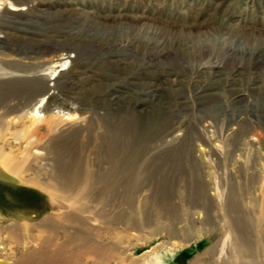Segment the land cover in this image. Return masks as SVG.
<instances>
[{
	"label": "rangeland",
	"instance_id": "374dc122",
	"mask_svg": "<svg viewBox=\"0 0 264 264\" xmlns=\"http://www.w3.org/2000/svg\"><path fill=\"white\" fill-rule=\"evenodd\" d=\"M11 3L0 74L42 71L52 91L0 90V264H264V0ZM142 108L161 119L108 194L105 147Z\"/></svg>",
	"mask_w": 264,
	"mask_h": 264
},
{
	"label": "bare ground",
	"instance_id": "6f19581e",
	"mask_svg": "<svg viewBox=\"0 0 264 264\" xmlns=\"http://www.w3.org/2000/svg\"><path fill=\"white\" fill-rule=\"evenodd\" d=\"M15 4H10L11 5V8H9V10H11V12H16V11H24V10H19L17 7V3H19V0H13ZM2 5V4H1ZM20 7V6H19ZM1 9V8H0ZM109 17V16H107ZM118 19H121L118 18ZM118 19H116L114 17V21H117ZM123 19V18H122ZM94 20V19H92ZM105 21L108 22V18H105ZM96 24V23H95ZM74 38V37H73ZM76 38V36H75ZM89 45V44H88ZM91 47H93L94 49L97 48V44H95L94 42L91 44ZM67 50V49H66ZM60 52V51H59ZM68 57L66 58H62L60 60H66V59H70L72 58V54H67ZM59 56V55H58ZM62 62V61H61ZM19 68V67H18ZM31 72V71H30ZM76 76V75H75ZM72 79V78H70ZM79 79V78H78ZM75 80V79H74ZM52 81V80H50ZM73 81V80H72ZM72 84V83H71ZM29 85H34L32 87V89H30V94L34 97H37V96H44V98H42L39 102V104H42L44 101H46V96L50 95V92L52 91V87L51 85H49L46 81V74H44L42 71L40 72H37L36 74H32V73H29V74H25V73H22V71H20L19 69H13L11 71H8V72H4L2 74H0V90H3V89H15L14 87L15 86H18V88H22V86H27V87H30ZM66 85V84H65ZM74 85V84H73ZM57 87V81H56V85ZM68 86V85H67ZM69 87V86H68ZM26 89V88H24ZM64 89V88H63ZM73 89V88H72ZM65 90V89H64ZM67 90V89H66ZM68 91V90H67ZM23 92V91H22ZM69 92V91H68ZM118 92V91H117ZM115 91H111L109 94L111 96H114V97H121V95H119V93H117ZM24 93V92H23ZM29 93V91H28ZM66 93V92H65ZM96 94L98 92H95ZM122 94V93H121ZM106 95V94H105ZM125 96V95H124ZM110 97V96H109ZM123 100V99H122ZM121 101V100H120ZM49 104V101L47 103V105ZM117 105V104H116ZM37 106V105H36ZM45 107V106H44ZM43 107V108H44ZM47 107V106H46ZM122 107V106H121ZM37 108L39 107H36L34 110H33V114L35 116H39V112L37 110ZM121 109V108H120ZM165 115V114H164ZM41 117V115H40ZM43 117V116H42ZM164 117V116H163ZM39 118V117H38ZM37 118V119H38ZM126 118V117H124ZM133 118V119H132ZM165 118H166V115H165ZM161 119V115H156L154 114L153 112L151 111H148L146 108H142L141 110L138 111V114L136 115H133L131 114L129 116V119L127 118V121H125L121 126L123 127V129L121 127H118V128H121L122 129V133H120L119 136H115V137H111L109 138L110 140L107 142V146L105 147L106 149V154L109 155V168H107V171L103 172V180L102 181H105V184L106 182L109 183L107 184L106 188H105V191L108 193V194H112V193H117L118 192V188L115 186L116 185V182L117 181H120L121 179H135V177L137 176V174L139 173L138 172V163H140V160H141V154H142V149H141V145L142 143L147 140V136L149 135V133L151 132V130L153 129V127H155L154 125L156 123H158V121ZM164 119V118H163ZM39 120V119H38ZM166 120V119H164ZM167 121V120H166ZM37 122V121H36ZM39 122V121H38ZM41 122V121H40ZM43 122V120H42ZM170 124V123H169ZM158 125V124H156ZM88 126H90L88 124ZM87 126V127H88ZM111 126V125H110ZM119 126V125H118ZM160 126V125H159ZM167 126V125H166ZM170 126V125H169ZM74 127V126H72ZM71 127V128H72ZM81 127V126H80ZM116 127V126H115ZM158 127V126H157ZM77 128V127H75ZM82 128V127H81ZM84 128V127H83ZM162 128V127H161ZM86 129V128H85ZM116 129V128H115ZM68 130V129H67ZM92 130V129H91ZM110 130V129H109ZM108 130V132H109ZM120 130V129H119ZM154 130V129H153ZM158 130V128H157ZM166 130V129H165ZM169 130V129H168ZM83 131V130H82ZM116 131V130H115ZM155 131V130H154ZM160 131V130H158ZM163 131V130H162ZM64 132V130H63ZM66 132V131H65ZM81 132V131H79ZM88 132V131H87ZM114 132V131H112ZM71 133V132H70ZM106 133V132H105ZM115 133V132H114ZM62 134V133H61ZM68 134V132H67ZM65 134V135H67ZM107 134V133H106ZM105 134V136H107ZM18 136H24V132H20L17 134ZM158 135V134H157ZM63 136V135H62ZM82 136V135H81ZM85 136V134H84ZM100 137V136H99ZM109 137V136H108ZM107 137V138H108ZM154 137V136H153ZM102 138H103V135H102ZM101 138V139H102ZM149 138V137H148ZM58 139V138H57ZM86 139H88L86 137ZM68 141L66 143H64L65 145H63L64 149H65V153H67L65 155V157L63 156V158L61 159H69V162L67 161L66 159V166H67V170L65 172H63L64 175H68L67 177L73 181L71 182V184L68 186L67 189H69L70 191H75V190H72L74 186V182L80 180V181H83V184L82 186L76 190V193H79V194H84V193H87L88 190H89V184L90 182H92V172L90 170H87L85 168H83V166H81L80 164V158L82 157H78L76 154L79 153V152H74V148L73 146L76 145V141H74V138H68L67 139ZM82 141H84L82 139ZM86 141V140H85ZM84 141V142H85ZM121 141V142H120ZM152 141V140H151ZM78 142V141H77ZM104 142V141H103ZM81 143V142H80ZM85 144V143H84ZM88 144V143H87ZM106 144V143H105ZM145 144V143H144ZM148 144V143H147ZM83 145V144H82ZM91 145V144H89ZM99 145V144H98ZM101 145V144H100ZM146 145V144H145ZM144 145V146H145ZM79 146V144H78ZM149 146V145H148ZM62 147V146H61ZM62 147V148H63ZM58 148V147H56ZM61 149V148H60ZM62 149V150H64ZM84 149V148H82ZM103 149V150H105ZM56 150V149H55ZM98 150H99V147H98ZM98 150L96 149V151L98 152ZM103 150H101L103 152ZM58 151V150H57ZM76 151V150H75ZM78 151V150H77ZM80 151V150H79ZM82 151V150H81ZM86 151V150H85ZM64 152V151H63ZM87 152V151H86ZM95 152V151H94ZM96 152V153H97ZM108 152V153H107ZM55 153V152H54ZM146 153V152H145ZM60 154V153H58ZM80 155L82 153H79ZM94 155V154H93ZM99 155V154H98ZM102 155V154H101ZM146 155V154H145ZM56 156V154H55ZM87 156V155H86ZM144 156V155H142ZM58 157V156H57ZM94 157V156H93ZM145 157V156H144ZM60 158V157H59ZM84 158V157H83ZM82 158V159H83ZM99 158V157H98ZM102 158V157H101ZM104 159V157L102 158V160ZM150 159V158H148ZM85 160V159H84ZM94 160V159H93ZM101 160V159H100ZM95 161V160H94ZM104 161H106L104 159ZM89 162H92V161H89ZM102 163V162H101ZM149 163V161H148ZM63 164V163H62ZM94 164V162H93ZM92 164V165H93ZM108 164V163H107ZM98 166V165H97ZM104 166V165H103ZM108 166V165H107ZM143 166V165H142ZM105 167V166H104ZM98 168V167H97ZM66 169V168H65ZM105 170V168H103ZM141 170V168L139 169ZM69 171V172H68ZM94 173V172H93ZM100 173H102V171L100 170ZM97 174V173H96ZM95 174V175H96ZM143 174V173H141ZM102 175V174H101ZM163 178V177H162ZM99 179V178H98ZM138 179V177H137ZM94 180V179H93ZM100 181V180H99ZM131 181V180H130ZM139 181V180H138ZM143 181V180H142ZM96 183V182H95ZM118 183V182H117ZM136 183V182H135ZM130 184V183H129ZM76 185V184H75ZM92 185V184H91ZM90 185V186H91ZM102 186V185H101ZM104 186V185H103ZM102 186V187H103ZM125 186V185H124ZM137 186V184L135 185ZM128 187V185H127ZM131 188V187H130ZM129 188V189H130ZM92 189V188H91ZM95 188H93L94 190ZM98 189V188H97ZM99 190V189H98ZM101 190V189H100ZM123 189H121L122 191ZM136 190V189H135ZM104 191V190H103ZM104 191V192H105ZM125 191V190H124ZM74 193V192H73ZM124 193V192H123ZM126 193V192H125ZM127 195H129V193L127 192L126 193ZM136 194V193H135ZM98 250H96V253L94 255H98L100 257L101 254L97 253ZM59 255L60 253H57L56 254V259L59 258ZM74 257V255H73ZM108 259V258H107ZM59 260V259H58ZM60 263V262H59Z\"/></svg>",
	"mask_w": 264,
	"mask_h": 264
},
{
	"label": "water",
	"instance_id": "95a60500",
	"mask_svg": "<svg viewBox=\"0 0 264 264\" xmlns=\"http://www.w3.org/2000/svg\"><path fill=\"white\" fill-rule=\"evenodd\" d=\"M47 96H48V95H47ZM47 96H46V97H47Z\"/></svg>",
	"mask_w": 264,
	"mask_h": 264
},
{
	"label": "crops",
	"instance_id": "0c3cea01",
	"mask_svg": "<svg viewBox=\"0 0 264 264\" xmlns=\"http://www.w3.org/2000/svg\"><path fill=\"white\" fill-rule=\"evenodd\" d=\"M36 262V261H35Z\"/></svg>",
	"mask_w": 264,
	"mask_h": 264
}]
</instances>
